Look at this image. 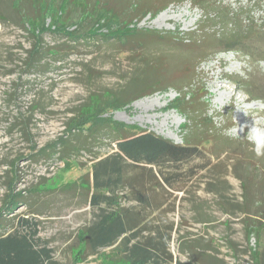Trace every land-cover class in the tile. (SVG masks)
I'll use <instances>...</instances> for the list:
<instances>
[{
  "label": "rangeland",
  "instance_id": "374dc122",
  "mask_svg": "<svg viewBox=\"0 0 264 264\" xmlns=\"http://www.w3.org/2000/svg\"><path fill=\"white\" fill-rule=\"evenodd\" d=\"M36 1L39 6L29 11L35 25L29 18L30 24L24 21L17 25L12 16L5 24L0 22V221L5 220L0 231L20 228L19 218L23 216L36 222L38 236L46 241L53 259L60 264H114L109 258L116 253L115 248L102 249L104 254L98 257L84 251L80 229L93 219L95 210L87 203L85 191L72 186L90 171L92 156L110 153L115 149L114 143L110 144L108 137L103 138L91 152L72 154L69 159L60 158L58 153L50 154L54 141L66 135L64 132L77 109L92 93L105 94L123 85L133 64L128 53L121 52L125 46L121 47L117 41L69 39L59 30H72L73 22L67 20L56 28L53 25L57 14L61 13L60 18L65 19L67 10L62 13L57 6H51L46 11L49 2L33 0ZM109 2L116 7L127 1ZM221 4L249 17L252 23L249 29L240 24V38L225 45L231 50L196 57L195 63L198 58L205 60L196 67L190 81L192 86L186 90L197 88L198 93H205L206 117L235 146L202 141V156L206 158L192 164L208 162L210 172H195L193 167L188 173L196 174L185 175L177 184L179 190L172 191L171 196L167 197L160 189L155 193L159 199L167 198L163 206L166 211L176 198L175 210L163 214L167 222L174 224L169 244L175 257L185 260L191 256L199 264H255L253 253L261 247L255 236L249 235L246 225L254 223L258 216H245L235 204L242 202L245 193L253 205L260 200L264 157H257L252 147L241 152L236 146L240 142L251 144L248 128L239 132L241 125L264 127V0H222ZM208 10L192 5L191 0H165L136 21L135 27L171 32L182 40L186 37L201 40L206 30L198 27L207 23L204 14ZM211 23L216 24L213 29L219 36L228 31L218 18ZM87 27L82 24L77 30L84 36ZM165 52L169 54L164 67L170 70L179 68L190 54L172 49ZM37 60L38 63L29 64ZM178 98L177 89L169 87L138 97L104 115L132 125L136 131L154 130L182 144L188 131L186 126L191 122L176 107ZM236 128L240 135L235 134ZM236 158L244 160L247 166L250 180L247 190L230 170ZM183 166L185 171L189 168V164ZM212 175L220 179L216 185L227 199L207 191V182L214 181ZM36 187L55 190L37 192ZM16 193L23 195L25 203L7 212L2 203ZM149 216L155 218L153 214Z\"/></svg>",
  "mask_w": 264,
  "mask_h": 264
},
{
  "label": "trees",
  "instance_id": "16d2710c",
  "mask_svg": "<svg viewBox=\"0 0 264 264\" xmlns=\"http://www.w3.org/2000/svg\"><path fill=\"white\" fill-rule=\"evenodd\" d=\"M46 1L49 2L48 5L45 4ZM46 1L43 4L46 5V11L51 6H57L62 13L67 10L65 19L60 18L61 13L57 14V20L53 23L55 28L63 26L67 20L75 26L65 32L61 31L64 29L62 28L60 33L73 40L88 37L103 43L117 41L121 47L125 46L121 52H127L133 64L123 85L110 89L105 94L95 92L89 96L68 123L64 132L66 135L56 139L52 146L53 154L50 155L58 153L62 159H69L72 154L83 151L91 152L106 137L115 146L106 155H93L90 171L83 173L72 183V186L85 191L87 203L95 210L93 219L80 229L84 251L98 257L104 254H101L102 249L115 248L116 253L109 258L114 264H199L191 256L182 260L170 251L169 241L174 224L167 222L163 214L175 210L176 198L166 211L163 206L166 205L167 198L159 199L155 191L160 189L167 197L171 196L172 191L179 190L177 184L185 175L191 177L196 174L188 173L193 167L195 172H210L208 162L192 164L197 159L206 158L202 156V141L212 140L224 146H235L232 139L223 131L214 129L213 121L206 117V109H203L205 93H198L197 88L190 91L186 89L192 86L190 81L196 67L205 60L199 61L198 58L195 63L196 57L231 50L232 47L225 45L235 43L241 35L240 24L243 23L249 29L251 19L244 17L242 13H234L221 4L222 0H191L194 6L210 8L204 14L207 23L198 27L206 30V35L201 40L186 37L183 43L177 34L135 27L136 21L165 0H122L127 2L116 7L109 0ZM38 3L33 0H0V22L5 24L12 16L17 25L24 24V21L29 23L28 18L35 25L30 12L36 5L39 6ZM216 18L228 28L222 36L213 29L216 24L211 22ZM82 24L89 25L84 30V36L77 30L82 28ZM198 47L200 52L197 51ZM165 49L189 52V59H184L177 70L165 69V57L169 54L163 53ZM34 62L38 63V60L29 64ZM169 87L177 89L180 98L176 100V107L187 114L191 122L186 126L188 131L182 144L175 143L154 130L136 131L134 126L124 125L113 117L104 115L110 110L124 107L138 97ZM249 147L252 145L241 142L236 146L241 152ZM243 161L240 158L233 159L230 170L247 190L250 180ZM184 164H189L186 171ZM212 167L217 165L212 164ZM207 177L210 178L209 175ZM212 177L214 181L207 182V191H214L221 199H227L223 190L216 185V181L221 182L220 179L216 175ZM260 184V200H255L254 205L247 193L243 195L240 204H235L245 216H258L254 223L246 222L249 235L253 234L257 245L261 247L253 253L255 264H264V178ZM42 190L55 189L36 187L35 191ZM24 203L23 195L16 193L2 203V208L11 213L13 208ZM151 214L154 215L155 218L152 219L155 222L150 219ZM19 219L22 225L20 228L0 231V264H60L53 259L52 249L47 246L46 241L38 236L36 222L23 216ZM4 221H0V228L4 227Z\"/></svg>",
  "mask_w": 264,
  "mask_h": 264
},
{
  "label": "clouds",
  "instance_id": "9594fccd",
  "mask_svg": "<svg viewBox=\"0 0 264 264\" xmlns=\"http://www.w3.org/2000/svg\"><path fill=\"white\" fill-rule=\"evenodd\" d=\"M237 108L242 109L240 107H237ZM221 109H222V106H221ZM245 127L248 128L247 130L248 139L253 147V151L255 155L257 157H264V127L255 126L253 124L251 125L245 124V125L240 126L239 132H243ZM234 132L235 134L240 135L238 134V128H236Z\"/></svg>",
  "mask_w": 264,
  "mask_h": 264
}]
</instances>
